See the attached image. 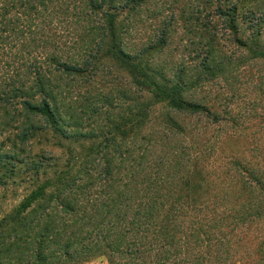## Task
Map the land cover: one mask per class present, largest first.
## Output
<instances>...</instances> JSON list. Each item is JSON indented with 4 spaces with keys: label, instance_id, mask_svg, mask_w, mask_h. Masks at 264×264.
Here are the masks:
<instances>
[{
    "label": "trees",
    "instance_id": "1",
    "mask_svg": "<svg viewBox=\"0 0 264 264\" xmlns=\"http://www.w3.org/2000/svg\"><path fill=\"white\" fill-rule=\"evenodd\" d=\"M246 3L0 0V264H264V165L196 98L224 35L264 58ZM182 26L191 67L163 57Z\"/></svg>",
    "mask_w": 264,
    "mask_h": 264
},
{
    "label": "rangeland",
    "instance_id": "2",
    "mask_svg": "<svg viewBox=\"0 0 264 264\" xmlns=\"http://www.w3.org/2000/svg\"><path fill=\"white\" fill-rule=\"evenodd\" d=\"M168 1L172 3V6L182 7L192 0ZM262 1L264 3V0ZM254 2L255 0H247L246 4L241 5L239 8L241 13L252 6L254 7ZM214 7L215 2L206 9L209 10ZM168 10L179 12L181 9ZM180 28L173 36L163 57L174 64L184 63L186 66L191 67L196 59L195 54L201 52L202 47L198 39L191 35V30H188L186 26ZM239 34L241 37L242 35L246 37L248 32L243 29ZM262 41L264 42V31ZM219 43V50L224 55L233 58L234 62L218 75L211 77L200 89H197L196 98L209 104L212 103L219 109H225L228 105L233 106L236 122L242 127L240 139L245 142L244 150L250 155L254 163L259 160L264 165V58L254 57L251 52L234 44L228 36L224 35ZM108 72H105V75L99 80L100 83L110 84L112 82L113 77ZM115 73L117 72H114V76ZM193 119L199 123L207 121L202 116ZM19 193H22V191L20 190ZM19 197L16 195L11 196L10 191L4 193V190L0 188V200L6 199L16 202ZM106 263L105 256H98L85 264Z\"/></svg>",
    "mask_w": 264,
    "mask_h": 264
}]
</instances>
